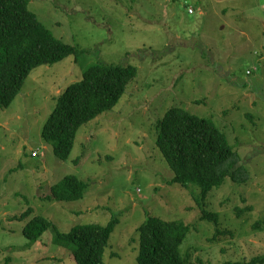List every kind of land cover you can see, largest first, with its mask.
Masks as SVG:
<instances>
[{
    "label": "rangeland",
    "instance_id": "rangeland-1",
    "mask_svg": "<svg viewBox=\"0 0 264 264\" xmlns=\"http://www.w3.org/2000/svg\"><path fill=\"white\" fill-rule=\"evenodd\" d=\"M28 9L77 52L33 69L0 109V264H74L52 229L34 243L22 235L37 215L61 233L117 220L106 264H137L147 216L191 226L180 247L189 264L264 255V0H29ZM95 65L137 73L115 107L81 126L61 161L43 140V125L60 93ZM171 107L224 133L247 182L226 180L200 204L196 187L169 184L173 173L155 139ZM66 175L86 184L83 198L47 200ZM200 206L218 213L226 234L213 239ZM246 207L251 211L238 216L236 208ZM28 208L31 215L18 219Z\"/></svg>",
    "mask_w": 264,
    "mask_h": 264
},
{
    "label": "trees",
    "instance_id": "trees-1",
    "mask_svg": "<svg viewBox=\"0 0 264 264\" xmlns=\"http://www.w3.org/2000/svg\"><path fill=\"white\" fill-rule=\"evenodd\" d=\"M28 4L29 0H0V109L12 104L33 69L52 65L77 52L75 47L55 38L28 9ZM136 73L133 66L95 65L60 93L41 132L57 159H68L81 126L115 107ZM155 146L173 173L169 184L184 189L196 187L199 191L194 200L198 204L204 203L209 193L226 180L241 185L249 179L225 134L210 120L179 107L168 109L158 123ZM85 187L75 175H66L50 187L46 199L77 201L83 198ZM201 208L200 220L214 225L213 239L226 234L219 229L218 213ZM251 209L236 208L237 215ZM31 213L28 208L18 219L25 220ZM116 222L77 225L61 233L50 220L37 215L26 222L22 235L34 243L52 229L54 244L68 250L74 264H106L104 253ZM190 228L183 222L147 216L138 228L137 264H189L180 247ZM222 264H264V255Z\"/></svg>",
    "mask_w": 264,
    "mask_h": 264
},
{
    "label": "bare ground",
    "instance_id": "bare-ground-1",
    "mask_svg": "<svg viewBox=\"0 0 264 264\" xmlns=\"http://www.w3.org/2000/svg\"><path fill=\"white\" fill-rule=\"evenodd\" d=\"M247 73H250L249 71Z\"/></svg>",
    "mask_w": 264,
    "mask_h": 264
}]
</instances>
